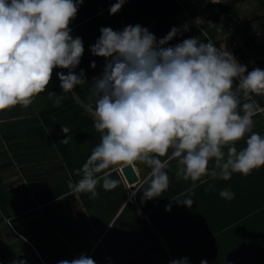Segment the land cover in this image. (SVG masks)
<instances>
[{
    "label": "clouds",
    "instance_id": "9594fccd",
    "mask_svg": "<svg viewBox=\"0 0 264 264\" xmlns=\"http://www.w3.org/2000/svg\"><path fill=\"white\" fill-rule=\"evenodd\" d=\"M125 2L115 0L110 14L118 13ZM83 3L0 0V113L29 107L46 92L54 69H67V74L57 73L62 93L74 95L101 134L100 143L76 170L81 178L69 181L70 189L91 193L94 199L101 182L105 190L118 186L119 181L104 170L141 162L151 168L149 187L143 191V199L151 200L169 188L166 169L172 159L178 162V179L202 183L204 176L229 181L233 174L248 176L264 167V136L253 131L255 104L245 102L241 107V94L245 100H251L252 94L264 95V69L249 71L211 39L204 42L190 37L171 45L189 30L188 24L173 26L159 40L139 24L119 31L101 27L90 51L104 58L105 64L101 75L91 80L87 102L82 101L74 89L89 81L83 70L79 74L74 70L84 45L81 37L71 35L70 23ZM194 23L199 27L203 20L196 18ZM91 66L96 67L94 61ZM47 96L55 98V107L64 99L55 92H47ZM69 131L62 126L65 137ZM245 138L246 146L238 149L236 144ZM210 162H214L211 170ZM219 195L226 200L235 196L229 188ZM193 202L185 198L180 204L191 208ZM58 264L96 261L81 254ZM169 264H189V260L183 257ZM200 264L208 262L201 260Z\"/></svg>",
    "mask_w": 264,
    "mask_h": 264
},
{
    "label": "trees",
    "instance_id": "16d2710c",
    "mask_svg": "<svg viewBox=\"0 0 264 264\" xmlns=\"http://www.w3.org/2000/svg\"><path fill=\"white\" fill-rule=\"evenodd\" d=\"M111 1L107 0L96 5L91 12L102 10ZM234 1L221 0L217 6L219 11L226 14L230 19L242 21L244 16L235 8L237 2L236 0ZM256 1L260 7L258 14H264V0ZM138 5L140 4L138 3ZM141 6L153 18H156V35L161 32H163V36L167 35V30L172 25L179 24L181 27L184 24H188L189 30L184 32L186 38L200 37L202 41L207 42L209 38L204 31L207 34L212 33V25L203 21L198 27L195 25L194 20L196 18L202 19L203 12L211 11L210 22H220L219 16L213 11L214 6L211 0H148V3H142ZM158 26L159 28H157ZM254 46L264 61V45L254 44ZM236 53L241 52L237 49ZM235 86L236 84L234 83V88ZM79 95L81 96V93ZM68 97L61 101L59 107L51 108V111L57 112L56 114L42 115L41 118L48 126L58 122L69 124V128L76 132L78 139L85 141L84 151L82 150L81 154L78 155L75 152L77 149H72L76 155H69L68 157L64 147L59 148L66 157L65 164L57 166L54 172H51L45 180L40 182V188L38 187L35 192V201L32 198L30 199L31 208L25 214L13 213L7 210L6 205L9 204L11 199L13 203L15 201L13 198L9 199V195L1 189L0 224L6 223L7 219H10L12 224L23 217L27 218L31 215H36L32 221L42 220L43 217L40 216V211L46 216L54 217L52 209H56V216L60 215V209H63L64 205L69 206L72 202H75L74 200H77L71 194L73 190L68 186L69 181L75 183L81 178L76 175V170L82 167L87 161V157L91 155L93 149L100 143L101 134L94 128L92 117L77 103L76 98L70 95ZM242 97L243 95L241 94ZM82 98V101L87 102V98ZM245 102L254 103L257 110L258 104L264 105V95H260L257 102L252 99L241 101V107ZM241 114L243 113L241 112ZM252 119L254 121L253 131L264 136V112H256ZM24 124L29 127L27 122ZM246 138L236 144L238 149L246 146ZM69 141L72 140L69 139ZM213 166L214 162H210V170ZM118 167L112 166L104 170V172L110 173L111 179L119 181L115 189L105 190L101 182V184L97 185L96 191L98 195L94 199L91 198V193L76 192L86 208L97 233L85 236L71 209L68 210L67 214L72 232L79 242L77 249L92 250L90 257L96 261V264H111L108 257L109 254H115L120 257L116 264H119V261H128L127 256L143 254L145 252L144 248L148 243L145 240L151 238L152 234L146 229L147 226L142 219L141 213H145L155 203L156 205L160 204V201L157 200L158 197L156 201L152 202L143 199V191L149 186L148 181L137 189V205L131 200L127 201L129 191L121 179ZM68 170H70L71 176L68 174ZM217 171L219 170L217 169ZM58 172L60 174L56 176L55 174ZM104 172L98 175L102 176ZM232 177L229 181L221 182H224V188H229L231 191L234 189L238 195L233 203H236L237 207L241 209V213L234 221L231 230L227 231V233H218V242L215 240L203 245L199 243L188 245V248L183 251L176 250L175 245L169 243L168 250L160 238L156 236V259L154 258L155 256L144 253L143 258L137 263L169 264L172 259H177L175 257L178 256L177 254L184 253L189 260V264H200L201 260H207L208 264H264V167L254 170L248 176L233 174ZM218 181L220 180L217 179ZM208 184L201 183L196 185V189L209 187ZM229 203L231 204L230 200H217V205H225L220 207L219 210L217 208L216 213L219 216H226L232 205ZM122 206L125 207L123 212L116 217ZM15 207L17 208V206ZM16 214H18V217H15ZM209 219H206V221H209ZM42 221L41 224L32 225L30 228L23 229L28 223L15 227H21L18 230L19 233L28 240L18 238L19 234L13 231V236H16L15 240H10L9 245L6 246L0 243V264H14L9 262L6 252H9V256L15 264H20L21 261H28V264H58L60 260L70 257L68 243L59 237L49 220ZM112 222V226L108 228ZM156 228L161 236L167 240L169 236L165 235L164 230L157 223ZM225 237L228 238L227 241ZM223 238L224 240L222 241L221 239ZM33 246L39 248L41 259L34 251ZM209 251L215 252L206 254ZM127 253L130 255H127ZM207 255H210V257L207 258ZM198 256H201V258Z\"/></svg>",
    "mask_w": 264,
    "mask_h": 264
},
{
    "label": "crops",
    "instance_id": "0c3cea01",
    "mask_svg": "<svg viewBox=\"0 0 264 264\" xmlns=\"http://www.w3.org/2000/svg\"><path fill=\"white\" fill-rule=\"evenodd\" d=\"M106 1L107 0H84V3L79 7L76 18L70 23V28L72 29L71 35L73 37H81L84 45V54L81 58V62L74 70L76 74H79L80 71L83 70L85 72V78L89 81L84 85H78L74 89L78 95L81 93V96L79 95L81 100H83L82 97L88 98L87 96L89 95L91 80L93 77L101 75L105 64L104 58L94 56L90 51V46L93 45L100 36L101 27H111L113 30L119 31L127 25L139 24L142 27H147L153 34H155L157 40L164 37L163 32L156 35V18H153L150 13L141 6L142 3H148V0H126L121 10L114 15L110 14L109 10L111 5L115 3V0H112L111 3L102 8V10L91 12L96 5ZM211 2H213V0H211ZM138 3L140 5H138ZM252 8L251 10H253ZM245 12L246 11L240 12L244 16V20L240 21L230 19L226 14L219 11L216 14L219 16L220 22L213 23H211L209 19L212 12H203L202 19H204V22L212 25V33L207 34L206 31H203L206 36L215 43L216 47L222 51L225 47L226 49L227 47L231 48L230 52L236 60L242 65H247L249 71L256 67L264 69V61L254 46V44L264 45V14H258V12H256V16H254L251 15L250 12L248 14H245ZM222 16L226 18H221ZM173 26L180 27L179 24L172 25L168 28L167 33ZM216 27H220L221 31H217ZM157 28H159V26ZM237 37L240 39H237ZM183 39H187L184 32L174 38L170 43L175 45L180 43ZM237 49L240 50L241 53L237 54ZM256 56H258L256 63L250 64L249 61ZM93 61L96 65L95 68L91 66ZM67 71V69H54L52 80L46 89V92L37 96L33 104L29 107L24 108L17 106L11 110H6L5 112L0 113V120L4 121L3 123H0V193L2 189L7 195H9V199H14L15 203H13L11 199L9 204L6 205L7 210L13 213L25 214L28 212L31 208L30 199L32 198L35 201V192L38 190V187L40 188V182L45 180L51 172H54L57 166L65 164L66 157L59 150L60 147H64L68 157L69 155H76L72 149L76 148L77 150H75V152L78 155L81 154L82 150L84 151L85 141L83 139H78L76 132L69 128V124L58 122L53 123L52 126H48V124L44 123L41 118L42 115L57 113L56 111H51V108L55 107V98L49 99L47 92H55L58 95L61 94L64 98H69L68 95L74 97L72 93H62L59 86L60 81L57 73L64 72L67 74ZM259 96L260 95L252 94L251 99L257 102ZM243 100L245 99L242 97L241 101ZM263 108L264 105L258 104L255 113L264 112ZM26 122L29 127L25 126L24 123ZM62 126H66L70 130L66 137L62 132ZM72 133L74 134L73 136ZM65 138L67 139L66 144L62 143ZM69 139L72 141H69ZM169 154H171V150ZM161 159H167V157H161ZM177 163V159L170 160L169 166L166 169L170 183L169 188L157 198V200L160 201V204L156 205L155 203V205L151 206L145 213H141L142 219L147 226L146 229L152 234L151 238L145 240L148 241V243L144 248V253H146V255L155 256V259L156 236L160 238L168 250L169 243H172L175 245L176 250L183 251L188 248V245H194L196 243L203 245L215 240L217 241L218 233H227V231L231 230L234 221L237 216H239V213H241V209L237 207L236 203H233L238 197L233 189L232 192L235 196L234 199L230 200L232 205L229 203L231 205L229 213L226 216H219V214L216 213V210L217 208L219 210V208L225 204L217 205L216 202L217 200L225 201V199H222L219 195V192L222 189H225L224 182H221L224 180L219 178L214 179L211 176H204L202 177L203 184L209 183L208 186L214 185V188L202 187L201 189H196V185H199L202 182H193L191 180L186 181L182 177L178 179L176 176ZM133 166L140 180L135 186L127 185L126 180L119 171L121 166L118 167V172L126 187L130 188L129 192L132 191V193H128L127 201L131 200L137 205V189L146 181L150 183L151 168L141 162H135ZM58 174H60V172L55 175L57 176ZM68 174L71 176L70 170H68ZM217 179L220 181L217 182ZM194 183L195 187H193ZM189 193H191V195H189ZM164 196L166 197L164 198ZM185 198H191L194 201L191 208L180 204L183 203ZM75 201H79L81 204V208L78 212L73 213L81 228L82 221H84V225L87 229V232H84V229L82 228L84 235L90 236L97 233L86 208L79 199L78 194L77 200ZM152 201H156V198L149 200V202ZM168 205H171L170 211L166 210ZM15 206H17V208ZM124 206L120 208L116 217L123 212L125 208ZM39 214L43 217L42 220H48L47 216L41 211ZM35 216L36 215H31L27 218L23 217L12 224L10 219L7 220L9 221L11 228L19 234L18 238L27 241L28 239L18 231L21 227H15L17 225L28 223V225L23 227V229H25L30 228L32 225L35 226L41 224L43 222L41 219L38 221H32ZM15 217H18V214H16ZM208 218H210L209 221H206ZM156 223L160 228L162 227L161 229L164 230L165 235L169 236H167V240H165L159 233V230H157ZM112 224L113 222L108 228H110ZM90 230L91 233L89 234L88 232H90ZM225 238L227 241L228 238ZM11 240L15 239L12 238ZM62 240L67 242L70 247V257L68 256V259L71 260L76 258L78 253L81 252V249H77L79 242L71 245L69 243L70 241L64 238H62ZM221 240L223 241L224 238ZM74 246L77 247L72 248ZM33 248L41 259L39 248L34 246ZM85 251L90 257L92 250ZM210 252L211 251L206 252V254H213L215 251ZM81 254H79V256ZM143 254L127 256V259L129 260L126 262H123L124 260L119 261V264H138L137 262L143 258ZM127 255L130 254L127 253ZM177 255L178 256H175L177 259L186 256L184 253ZM108 257L111 264H116V261L120 258L115 254H109ZM198 257L201 258V256ZM206 257L209 258L210 255H207ZM8 260L9 262L14 263L9 255ZM25 264H28V261H26Z\"/></svg>",
    "mask_w": 264,
    "mask_h": 264
},
{
    "label": "rangeland",
    "instance_id": "374dc122",
    "mask_svg": "<svg viewBox=\"0 0 264 264\" xmlns=\"http://www.w3.org/2000/svg\"><path fill=\"white\" fill-rule=\"evenodd\" d=\"M237 3L235 4V8L239 11H246L245 14H248L250 12L251 15H255L256 12H258V9L260 8L259 5L256 3L255 0H236ZM220 2V0H213V2H211L213 4V11L214 13H218L219 12V8H218V3ZM254 7V8H252ZM251 8L254 10H251ZM251 10V11H250ZM228 51H231V48L227 47ZM129 187H128V191H129ZM129 193H132V191H130ZM72 195H74L77 198V193L76 192H71ZM74 197V198H75ZM75 201V200H74ZM81 208V204L79 201H75L72 202L71 205H64L63 209L61 210V214L56 216L57 211L54 209H52V214L54 217L48 216L47 218L50 221L52 227H54V229L56 230V233L59 235V237L64 238L68 241H70L69 243L72 244H76L78 243L76 236L73 234L71 226H70V220H69V216L68 214V210L71 209L72 212H78V210ZM9 221L7 220L6 223L0 224V243L6 245H9V241L13 236V228H11V226L9 225ZM82 228L84 229V232H87L86 226L84 225V221H82ZM89 234L91 233L88 232ZM1 246V245H0ZM77 246H74L72 248H76ZM7 255H9V252H6ZM88 254L85 250H81L80 253H78L77 257L79 256V254Z\"/></svg>",
    "mask_w": 264,
    "mask_h": 264
},
{
    "label": "water",
    "instance_id": "95a60500",
    "mask_svg": "<svg viewBox=\"0 0 264 264\" xmlns=\"http://www.w3.org/2000/svg\"><path fill=\"white\" fill-rule=\"evenodd\" d=\"M119 171L126 180L128 186H135L139 183V176L137 175L133 164L121 166Z\"/></svg>",
    "mask_w": 264,
    "mask_h": 264
},
{
    "label": "built area",
    "instance_id": "2783aa9c",
    "mask_svg": "<svg viewBox=\"0 0 264 264\" xmlns=\"http://www.w3.org/2000/svg\"><path fill=\"white\" fill-rule=\"evenodd\" d=\"M221 18H226V17L222 16ZM237 39H240V38L237 37ZM256 60H258V56L252 58V59L249 61V63H250V64H255V63H256ZM263 109H264V108H263Z\"/></svg>",
    "mask_w": 264,
    "mask_h": 264
}]
</instances>
